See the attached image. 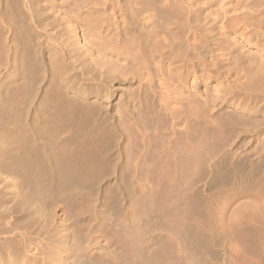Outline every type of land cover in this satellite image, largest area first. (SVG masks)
<instances>
[{
  "label": "bare ground",
  "instance_id": "obj_1",
  "mask_svg": "<svg viewBox=\"0 0 264 264\" xmlns=\"http://www.w3.org/2000/svg\"><path fill=\"white\" fill-rule=\"evenodd\" d=\"M92 3L96 5V7H94L96 10L94 9V11H96L97 19L95 14H93L95 15L94 17L89 14L82 22L84 21L86 24L87 21V24L90 25L92 29H95L97 27L95 24L100 22L99 26L101 25L103 29H105L104 33L99 32L100 37L98 43H100L99 46L102 48H98L99 50H97V53L103 60L102 65L108 70L112 67L119 69L125 76L132 77L131 79L139 86L140 90L149 95H154V97L152 96L153 98L157 96L161 103V109L165 112V117L168 116V118H165L164 115H162V119H166V124L168 122L176 126L185 125L186 129H195V131L199 129V131H204L211 139H218L214 137L215 135L212 131L215 129L220 133V131L217 130L218 125H215L218 119L221 121L222 119H226L225 123L228 120L233 122V119H238L241 122L247 120V122H252L254 119L256 120V118H258L259 114L263 115L264 112L262 113L261 107L263 106L262 104H264V0H94ZM110 9L114 12V17L111 15L109 16V14L112 13H109ZM64 25L68 30L70 28L71 37L69 38L72 39L71 44H75L79 47L88 46L92 51L90 56L95 54L93 53V51H96L93 47L94 41H90L87 33L86 35L88 38L84 33L80 34V30H78L79 26L73 21H69ZM198 30L201 33H198ZM19 32L23 35L20 38L22 58L21 61L18 60L20 63L16 66L20 80L15 83L13 82L12 88H8L9 90L7 89L3 95H0V206L2 207V205L5 204V199L9 206V214L7 215L2 212L5 215L0 216L3 217L5 221L3 226H0V257L8 256L11 259L17 257L21 258V261L25 258L26 260L22 262V264H30L28 258L33 257L34 262L32 263L38 264L40 258L42 260H50L53 254H55V256L59 254L60 262H63V264H65V259L72 258L71 260H73L74 257L78 259L75 260L76 262L74 264H84L85 259L82 260L81 258L88 254V249H86L85 246L86 243L88 244L91 240L89 235L93 229V227L90 226L92 219L97 218L100 223H105L108 221V218L105 216V212L94 209L93 206L88 207L84 212H79L75 208L76 206L72 205L73 203L71 202L73 195L78 191L84 190L89 194L95 193L99 188L98 186L96 189L97 179L100 176H108V174H111L117 168V164L114 162V158L112 159L111 155L115 134L108 124H101L99 123L101 121L97 120V116L99 115L96 114V116L95 113L98 112H96V109H98L97 104L99 103L96 102V104L94 103L91 106V104L84 103V100L71 98V96L68 97L70 93H68L66 88H63L62 85L59 86L58 89L51 88L48 93L44 95L36 112L33 113V120H29L28 110L24 108V104L25 101L33 99L36 78L40 73L37 68L39 66H37L38 64L34 57V53H32L30 49L32 39L28 36L29 34H24L23 30H19ZM109 45L112 46L113 50L115 48V51L111 50ZM71 46L73 47V45ZM71 46H68V48ZM75 47L73 48L75 49ZM112 52H115L114 55ZM62 62L63 61L57 57L54 60L53 66L57 75L54 73L56 76L53 77L58 76L57 79L54 78V81L57 80L55 82L61 80L66 84L68 82L67 75L64 71H60V69L62 70L63 68ZM112 64L114 66H111ZM131 79L130 81H132ZM64 83L62 84L64 85ZM64 87H66V85H64ZM70 88L73 89L75 95L78 93V96H82L78 87L71 86ZM100 90L97 91V94L104 98H108L112 93H115V90H109L103 86ZM94 91H96V89ZM149 97L150 99L152 98L151 96ZM232 98H237V100H233ZM247 98L248 100L253 98L256 101L254 107L252 106L251 108L250 106L249 108L247 107L248 104L246 106L244 105L243 101L245 100L243 99ZM245 114H251V119H246ZM251 116H255L256 118H252ZM224 120L223 123H221L223 127L225 126ZM257 120L259 121L258 124L262 121L259 118ZM220 122L217 124H220ZM174 129L176 128H172V130ZM219 129L222 131L221 128ZM192 130H190V132ZM156 131L157 130H155V132ZM158 131H160V128ZM60 132L61 136L64 135V133L62 135V132H65V135L61 137L62 139L60 138L61 140L59 137H56L57 133L59 134ZM135 132L133 134H135ZM151 132L153 131L151 130ZM218 132H216V134ZM192 134L195 135L194 133ZM192 134H190V136ZM212 135L213 137H211ZM153 137L154 136H152V138ZM203 138L200 140V145L207 146L208 151L214 152L216 149H219V146L224 145L221 144V142L224 143L223 141L220 142L221 138L214 141ZM184 144V146H186V143ZM177 148L179 147L177 146ZM136 149L138 148L136 147ZM186 149L188 150V148ZM194 151V153H197V150ZM146 153L144 155H146ZM191 153L193 154V152ZM212 157L214 158L215 156L213 155ZM199 158L202 160L204 157L202 158L199 156ZM189 159H192V157L188 158V160ZM193 159H195L194 156ZM223 159L224 158L214 161V166L217 167V171L215 174H209L208 176V178L212 180V183L218 186L219 184H223L228 187L226 190L223 188H220L223 190L218 189L219 191L217 193L215 192L214 196L209 199L210 206H208V216H210L211 219H208L210 220V224L209 221L207 224L210 225L209 229L211 228V231L218 230V232L220 228L216 217L219 212H221L220 210L224 203L228 202V199L235 194H243L245 197L249 196L253 198L251 194L254 190H258L259 194L264 197L263 164L255 163L247 168H245V166L240 167L235 165L228 169L229 166L224 162L225 159ZM209 160L210 159H208L207 162ZM199 163H201V161H199ZM137 164L138 163L134 164L135 169L140 167L139 164ZM157 166L159 167V165ZM152 167L150 168L153 169L154 167ZM141 168L140 170L137 169L139 171H135L140 172L142 171ZM133 170L134 169L131 171L134 172ZM171 170L174 169L172 168ZM151 172L153 173V171ZM196 172L200 171L198 170ZM189 174L192 175V173ZM204 175L205 173L201 177L204 178ZM197 176H199V173ZM201 177L199 176V178ZM160 178L161 177L158 179ZM126 183L122 180L121 184H123V187H126ZM133 183L131 185H133ZM127 186L126 191L132 198L134 194H136V192L134 193V191H132L135 189H130L132 186ZM115 189L114 194L116 198L115 201L112 202L111 208L114 209L115 213L119 216L120 214L118 211L122 209L119 210L121 208L118 203L119 199L117 193L119 192H117V188ZM159 190L156 189V191ZM143 191L142 197L141 195L138 198L135 197L136 195L134 196L135 198L133 199L136 200H134V205L137 201L139 205H141V203L144 205L145 203L144 208L147 209L144 211L145 209L143 206H140L142 210L139 211L134 207V210L137 211H133V214L139 211L140 214H143L144 218H146L145 213H149L156 205L154 203L152 204L151 201L147 203L148 201L145 200L149 199L147 197L151 195L150 188L145 191L144 187ZM182 195H184V193ZM254 196L257 195L255 194ZM175 200L176 198L174 201ZM190 200L192 201V199ZM172 202L173 201H171V203ZM192 202H194L192 204H195L193 207L190 203L192 208L189 207L192 211H189V209L183 211V213L191 212L188 216L183 214L178 207L175 208L174 206L177 204L175 203L174 206L172 204L170 205L171 208L179 210V212L182 213L181 215L184 216L181 217L179 215L180 213H177V210H173L176 214H171L173 211L169 209V206L166 208L161 206L164 210H170L167 212L165 211L167 216L171 214L168 216L170 219L166 215L165 217L163 212V215L159 214L161 217L156 218V220L154 215L153 220L148 221L144 219L145 221L142 222V225L144 228L147 227L145 225H149L146 228L148 229L150 226V228H152L153 224L155 227V223H157V226L160 225L161 229L165 227L166 229L164 228L163 230H167L170 233L171 231L175 233L179 231L177 234L178 236L192 243L191 246L194 247L191 249L195 248L196 252L199 251L196 249H200L202 252L201 254H203L206 259L212 260L214 257L213 253L215 252L213 250L215 241L211 239L213 238L212 236L210 238V236L204 234L205 231H202L204 229L201 230L200 228L203 225L199 226L193 222L201 219L199 214L200 204L197 198ZM148 204H152L153 206L150 205V207H148ZM157 208L160 209V207L156 206L155 210H157ZM155 210H151V212ZM158 210L157 213L160 212L161 209ZM13 212H16L15 216H12ZM138 214L136 213L134 216L137 215L136 217H138L140 215ZM185 216L186 219H184ZM140 217H142L143 220V216L141 215ZM120 218L122 219L123 217L120 215ZM188 218L191 221L188 222ZM138 220L140 221V218ZM261 222L262 225H264L263 220H261ZM84 226L92 227L90 231H88L89 234L87 232L86 235L81 233ZM74 227L80 228V234L72 233ZM256 228L251 225L245 226L242 229L239 228V239L244 246L245 252L253 254L258 264H264V253L262 252V245L260 244V236H258L259 231L257 233ZM174 232L171 233L172 238L173 235H175ZM29 237L36 240L35 242L39 244L38 247L37 243H35V246H28V248L25 247V245H19L21 241L26 242ZM168 237H165L167 238L165 239L166 242H173L174 239L172 240L171 237H169L170 239ZM177 238L178 237H176V239ZM182 238H178L179 241L176 239L174 241H177V243L180 241L187 243V241L184 242ZM163 240L162 243L165 241ZM157 241L160 240L156 239L153 241L152 239L151 241L147 240V242L142 241L143 244L146 242V248L144 245L139 244L140 253L139 255L136 254L139 258V262H136L137 264H158L162 259L164 260V257L166 258L165 248L168 242L163 246L165 248H162L163 244L159 243L161 244L160 246ZM188 243L187 245H190ZM42 244H45V246ZM134 245L135 243L133 246ZM167 247L169 254V246ZM137 249L139 248L137 247ZM136 252L138 253L139 250ZM129 259H132V257ZM168 259L169 257L167 260ZM168 261L170 262L171 260L169 259ZM164 262L167 261L164 260ZM164 262H161V264ZM88 263L89 262L86 264Z\"/></svg>",
  "mask_w": 264,
  "mask_h": 264
},
{
  "label": "rangeland",
  "instance_id": "obj_2",
  "mask_svg": "<svg viewBox=\"0 0 264 264\" xmlns=\"http://www.w3.org/2000/svg\"><path fill=\"white\" fill-rule=\"evenodd\" d=\"M5 1L8 5L5 3ZM93 1L94 0H9V1L8 0H0V95H3V93H5L8 88L9 89L12 88L13 82L15 83V82H18V80H20L19 74L16 70V68H17L16 66L19 65L21 58H22V56H21L22 55V50H21L22 45L20 44L21 43L20 38L23 35L20 34L19 30H23V33L27 34V35L29 34L28 36H30V38L32 39L30 49L32 50V53H34V57L36 58V61L38 64L37 66H39L37 68H38V71L40 73L37 75V78H36L37 80H36V86L34 88L33 99L25 101V104H24V108L26 110H28L29 120L30 119H31L30 121L33 120V117H34L33 113L36 112V110L39 107L41 100L44 97V95H46L51 88L58 89L59 86L62 85V87L66 88L68 93H70V95H68V97L71 96V98L84 100L83 101L84 103H87L89 105L91 104V106L94 103L96 104V102L99 103V104H97L98 109H96V112L97 111L98 112L95 113V115L96 114L99 115V116L96 115L98 117L97 120L101 121V122H99L101 124H108L112 128L113 133L115 134V139H114L115 141L113 140L114 143H112L111 155H112V159L114 158L113 160L117 164L116 167L118 169L116 168L111 174H108V176L107 175L100 176L97 179L96 189L98 188V186L100 188V189L98 188V190H96L97 193L95 192V193L89 194L84 190L78 191L73 195L72 202H71V203H73L72 205L76 206L75 208L79 212H84L88 207L93 206L94 209L105 212V216L108 218V221L105 222L106 224L102 223V222L100 223V221H98L97 218L92 219L90 226H92L93 229L89 235V238H91V240L90 239L89 240L91 241L92 244L90 243V241L88 242V244L86 243L85 247H86V249H88V254L86 256H83V258H81L82 260L85 259L84 264H86L87 262H89L91 264H137L139 262L138 261V259H139L138 255L140 253L139 244L144 245L146 248L147 240L151 241L153 239V241H154L157 239V240L161 241V242L157 241L158 244L159 243L163 244L162 248H165L163 246L166 245V243L168 242V241L166 242L165 239H167V238H165V237L169 236V237H171L172 240L173 239L175 240L176 237L182 238V237L177 235L179 233V231H178V233L171 231V233L174 232V234L176 235V236L173 235V238H172V236H171L172 234L169 231L163 230L165 227H162V229H161V226L160 225L157 226V223H155L156 224L155 227H154V224L152 225L154 227V229H153V227L150 228L151 226L148 229H146L149 225H145L147 227L144 228L142 225V222L145 221L146 219L148 221L153 220L154 216H155L154 218L156 220V218L161 217V216H159V214L163 215V212H164V216H165L167 214L166 212L169 209H171L173 211L177 207L179 210L182 211V213L185 210L187 211V209H189V211H192L190 209V207L192 208V205L194 207L195 204H192V203H194L192 201L195 198H197V200L200 204L199 214H200L201 220H199V221L201 223L198 220L193 221V222H195V224L199 225V226L203 225L204 227L203 226L200 227L201 230L204 229L202 231L208 232V233L204 232V234L206 236H210V238H211V236L213 237L211 239L215 241L214 242L215 246L213 249L215 251V252L213 251L214 252L213 256L215 258L213 257L212 260L206 259L204 257V255L201 254L202 252L200 249H196L197 251L199 250L198 252L195 251V248L191 249L194 246H191L192 243L190 241L186 240L185 238H182V240L184 239V242L185 241H187V243L190 242V243H188L190 245H187V243H183L182 241L177 243V241H179V239L177 238L176 242L173 240L174 243L168 242L167 243L168 245H166L165 254L167 256H166V258L164 257V260L167 262H164V260L162 259V261L158 262V264H161V262H164L162 264H166V263L167 264H184V263L185 264H258V262H256L257 259H256V257L254 258L253 254H251L249 252H245L244 246L242 245V243L240 242V239H239V235H240L239 234V232H240L239 228L242 229L245 226H250V225L252 227L254 226L256 228V226H257V228H256L257 233L259 231L258 236H260L259 237L260 244L262 245V252L264 253V225H262V222H261V220H263V223H264V197L259 194L258 190L252 191L251 195L253 196V198H250L249 196L245 197L243 194H240V195L235 194L234 196H232L230 199L227 200L228 202L224 203L223 207L220 210L221 212H219V214L216 217L218 220L220 231L219 232H218V230H215L216 232L214 230L211 231L212 229L211 228L209 229L210 220H208V219H211L210 216H208L209 215L208 214L209 213V207L208 206H210L209 199H210V197L214 196L215 192L217 193L219 190H223V189L226 190V188H228V187L223 185V184H219V186H218V185L212 183V180L210 178H208V176H209V174H215L216 173L217 167L214 166V161L215 160L217 161V160L222 159V158L225 159V160L223 159L224 162L229 166L228 169L232 168V166H235V165L240 166V167L245 166V168L251 167V165H254L255 163L256 164L261 163L264 165V148H262V147H264L263 146L264 145V142H263L264 141V123H263L264 122V120H263L264 119V113H263L264 112V110H263L264 104H262L263 108L261 107L263 115L259 114V116H258V118L263 121V122L260 121L261 122L260 124H258L259 123V121L257 120L258 118H256L255 116H251L252 118H254V117L256 118L257 123H256L255 119H254L255 121L253 120L254 122L252 121L255 124H253L250 121L247 122L248 120L245 122H241L238 119L237 120L233 119V122H230V120H228L229 122L227 121L225 123L226 119L225 120L222 119V121L218 119V121H216L215 125H218L217 130H219L220 133L221 132L222 133L220 134L215 129L212 130L214 135H215L214 137L218 138V139H211L210 137H208L206 135V133L204 131H202V130L199 131V129H196V131H195V129H193V130L192 129H186L185 125L176 126L175 124H170L168 122H167V124H169V125H167L165 123V120H166L165 118H168V116L165 117V112L162 111L163 109H161V106H160L161 103L158 100L157 96H156V98H153L154 95H149V94L145 93L144 91L140 90L139 86L131 79L132 77L125 76L124 74H122L119 71V69L112 67L110 70H108V69H105L106 67L104 68V65H102L103 60L99 56V54L97 53V50L102 48L101 46H99L100 43H98L99 42L98 39L100 37L99 32L104 33L105 29H103V27L101 25L99 26L100 22L98 24H95L98 27V28L96 27L95 29L90 28V25L87 24V21H86V24L84 21H83L84 23L82 22V20H84L86 16H89V14H90V16L95 14L96 19H97L96 11H94V9H95L94 7H96V5L94 3H92ZM92 4L95 6H93ZM32 13H34V14H32ZM109 13H111V14H109V16L111 15L112 17H114L113 16L114 12L112 11V9L109 10ZM95 15H93V17ZM96 19H93V20H96ZM51 21H53V22H51ZM69 21H71V22L73 21L76 23V25L79 26L78 30H80V34L84 33L87 38L89 36V39L91 42H93V41L95 42V43L93 42V44L96 45V46L93 45L94 50H96L95 52L93 51V53H95V54L90 56V53H92V51H91V49H89L88 46L79 47L75 44H71L72 39L69 38V37H71L70 28L68 30V28H65L66 26L64 25V24L68 23ZM88 21H89V19H88ZM86 33L88 36L86 35ZM198 33H201V32L198 30ZM71 45H73V47L76 46L75 49ZM68 46H71L72 48L71 47L68 48ZM110 47H111V50H113L112 46H110ZM113 51H115V48ZM114 53L115 52H112L113 55H114ZM53 55H56V56H53ZM56 57L58 59L60 58L61 61H63L62 62L63 68H62V70L60 69V71L61 72L64 71L67 75L68 82L66 84L64 82H62L61 80L58 82H55L57 80L54 81V78L57 79V77H58V76L53 77V76L57 75L54 71L55 68L53 66V63H54V60L56 59ZM114 59H115V57H114ZM18 60H20V61H18ZM113 61H115V60H113ZM115 62H114V65H115ZM16 63H18V64H16ZM114 65L112 64L111 66H114ZM111 66H109V67H111ZM52 71H53V73H52ZM54 73L56 75H54ZM120 73L124 76H122ZM126 78H127V80H126ZM130 79L132 81H130ZM56 83L59 85H57ZM62 83H64V85H66V87H64V85ZM51 84H53V85H51ZM105 85H107V86H105ZM71 86L78 87L80 89L81 95L83 97L78 96L77 95L78 93L75 95L73 93V89L70 88ZM102 86L109 89V90L110 89L115 90V93L114 94L112 93L110 95V97H108V98H104V97L99 96L97 94V91H99L100 88L102 89ZM95 89H96V91H94ZM122 95H123V97H122ZM149 96H151V97L153 96V97L150 99ZM120 98H121V100H120ZM137 98H138V100H137ZM122 99H124V100H122ZM232 99L237 100V98H232ZM243 100H245V101H243L244 105L246 106L248 104L247 107H249V108H250V106H251V108H252V106L254 107L255 106L254 104H256V101L253 98H250V100H248V98L243 99ZM120 101H122V102H120ZM149 102L151 105L149 104ZM158 103H159V105H158ZM99 105H100V107H99ZM139 105H140V107H139ZM154 107H155V109H154ZM146 108H147V110H146ZM141 110H143V111H141ZM130 114L133 116V118ZM126 115L127 116L129 115V116L127 117ZM162 115H164L165 120L162 119L163 118ZM250 115L245 114L246 119H251ZM160 117H161V119H160ZM223 120H224V124H225L224 127H223V124H221V123H223ZM102 121H103V123H102ZM218 122H220V124H217ZM239 123L241 126L239 125ZM251 126H253V127H251ZM225 127H227V128H225ZM159 128H160L161 132L158 131ZM172 128H176V129L172 130ZM219 128H221V129L225 128V129H222V131H221ZM151 130L153 132H151ZM155 130H157L158 132L157 131L155 132ZM179 130H181V131H179ZM188 130H189V132H188ZM190 130H192V131L190 132ZM138 131H140V132H138ZM214 131H216L218 133L216 134V132H214ZM65 132H62V135H63V133L65 135ZM134 132H135V134H133ZM137 132H138V134H137ZM184 132H185V134H184ZM166 133H168V134H166ZM192 133H194L195 135H193ZM136 134H137V136H136ZM190 134H192V135L190 136ZM149 135H152L154 137L152 138V136H149ZM163 135H166V136H163ZM217 135L218 136L220 135V136L218 137ZM63 136H61V132L59 134L57 133V135H56V137L57 138L59 137V139ZM148 136H149V138H148ZM201 136H202V138L204 137L203 139L206 138L210 141L211 140L212 141L219 140L221 138L220 142L223 141L224 143L221 142V144H224V145L220 144L221 146H219V149L215 150L217 152H215L214 150H213L214 152L208 151L207 146L200 145V140L202 139ZM157 137H159V138H157ZM211 137H213V135ZM136 138H138V139H136ZM153 139H155V140H153ZM141 140H142V142H141ZM148 141H149V143H148ZM158 141H159V144H158ZM180 141H182V142H180ZM184 143H186V146H184L185 145ZM144 146H146V147H144ZM177 146L179 148H177ZM196 146H199V147H196ZM136 147L138 149H136ZM183 147H184V149H183ZM186 148H188V150ZM195 148H197V149H195ZM203 149H206V150H203ZM152 150H154V151H152ZM194 150H197L196 151L197 153H194L195 152ZM191 152H193V154H195V155H193ZM145 153H146V155H144ZM142 154H143V156H142ZM188 154L192 157V159L188 160V158H191ZM213 155L215 156L214 158L212 157ZM193 156L195 159H193ZM199 156H201L202 158L204 157L203 158L204 160L202 159L203 163H202L201 158H199ZM207 158L210 159L208 162H207V160H208ZM197 159L199 161H201V163H199V161ZM153 160H154V163H153ZM165 162H166V164H165ZM204 162H205V164H204ZM136 163H138L140 166V167H137V169L140 170L141 166L144 169L143 170L141 168V170H142V171H140L141 174H140V172H136L139 170L134 168V164H136ZM157 165H159L160 168ZM169 165H170V167H169ZM135 167H136V165H135ZM150 167H152L154 170L151 169ZM131 168L134 169L133 171L135 173L131 171L132 170ZM172 168L174 170H171ZM191 168L193 171L191 170ZM155 169H156V171H155ZM209 169H210V171H209ZM198 170L200 172H196ZM123 171H124V173H123ZM147 171H148V173H147ZM151 171H153V173ZM154 172H155V174H154ZM161 173H163V174H161ZM189 173H192V175ZM198 173H199L200 177L203 176V174L205 173V175H204L205 177L204 178L201 177L202 179L199 178V176H197ZM158 175H160V176H158ZM159 177H161V178L158 179ZM167 177H169V178H167ZM166 179H168V180H166ZM122 180L124 181V183L127 182L126 187H128L127 185H129L130 187L132 186V188H130V189L136 190V191L132 190V191H134V193L136 192V194H134V196L136 195L135 196L136 198L140 197V195L142 197V194L144 192L143 191L144 187H145V191L149 190V188H150V194L151 195L153 194L152 195L153 197L149 194L152 198L150 196H148L147 198H149L150 200L145 199L146 201H148L147 203H150V201H151L152 204L154 203L157 207H160L161 210L163 208H166L167 206H169L170 208L167 210L163 209L162 212L159 208H157V210L158 209L160 210V212L157 213V210H155L156 206L154 205L155 208L153 207L151 210H155V211L151 212V210H150L149 213L147 212L149 215L147 213H145L146 218H144V215L140 214L139 211L142 210V208H141L142 206L144 208L145 203H144V205H143V203H141V205H139L138 201H137L136 204L134 205L135 199H133V198H135V197L133 196L131 198L129 196L128 192L126 191L127 188L123 187V184H121ZM160 180H161V182H160ZM143 181H144V183H143ZM162 181H163V183H162ZM186 181H188V182H186ZM133 182L136 184V186ZM157 182L160 184H158ZM132 183H133V185H131ZM145 184H147V185H145ZM212 184H214V185H212ZM133 186H134V188H133ZM168 186H169V188H168ZM157 187H159L160 190ZM115 188H117V190H118L117 192H119V193H117L118 199L120 200V201L118 200V203L120 204V207H121L119 210L122 209L123 211L121 210L122 212L121 211H118V212L121 215V217L124 218V219L122 218L123 220L120 218V215L118 216V214L115 213L114 209L111 208L112 202H114L115 198H116L115 194H114ZM220 188H223V189H220ZM154 189H155V191H154ZM156 189L159 190L160 192L156 191ZM155 192H156V194H155ZM137 193H138V195H137ZM183 193H184V195H182ZM44 194H43V196H44ZM255 194L257 196H254ZM258 196H260V197H258ZM175 198H176V200L174 201ZM190 199H192V201ZM165 200H167V201H165ZM6 201L7 200L5 199V201H4L5 204L2 205V207L0 206V216H3L5 214H7V215L9 214V210H8L9 206H8V202H6ZM171 201H173V202L171 203ZM208 202H209V204H208ZM175 203H177L179 206ZM152 204H150V205H152ZM163 204H165V205H163ZM171 204L173 206H174V204L176 205V206H174L175 207L174 209L171 208V206H170ZM182 204H184V205H182ZM150 205L148 207H150ZM255 205H256V207H255ZM261 205H262V207H261ZM161 206H163V208H161ZM134 207H136V209L139 211L134 212V214H133V211H137V210H134L135 209ZM139 208H141V209H139ZM144 209H145L144 211H146L147 208H144ZM179 210H177V213L179 212ZM112 211H114V212H112ZM2 212H4L5 214H3ZM130 212H131V215H130ZM13 213H12V216L13 215L15 216L16 212L14 214ZM123 213H124V215H123ZM136 213L137 214L139 213L140 215L138 214L139 215L138 217H136L137 215L134 216ZM179 213H180L179 215L181 217L184 216V215H181L182 214L181 212H179ZM190 213L191 212H184L183 214L188 216V215H190ZM111 214H113V215H111ZM171 214H176V213H174V211H173V213H171ZM171 214H168V216ZM141 215L143 216V220H142V217H140ZM7 218H8V216H7ZM139 218H140L141 222L138 220ZM184 219H186V216ZM117 220H118V222H117ZM189 221H191V220L189 219L188 222ZM208 221H209V224H207ZM4 222L5 221H4L3 217H0V226L1 227L3 226ZM197 222H198V224H197ZM139 224L141 225V227ZM246 224H248V225H246ZM206 225H209V226H206ZM85 227L86 226H84V228H83L84 232L82 229L81 233L86 235V232L89 234L88 231H90V229L92 227L91 228L89 226H87L86 228ZM170 230H172V229H170ZM208 230H210V231H208ZM80 231L81 230L79 227H74L72 230V233L80 234L79 233ZM168 233H170V234H168ZM160 237H162V238H160ZM163 238L165 241L163 240ZM162 240L164 241V243H162ZM35 241L36 240H34L33 238L31 239V237H29V239H27L26 242L21 241V243L19 245L20 246L25 245V247L28 248V246H31V247L35 246L36 245L35 243H37ZM142 241H146V242H144V244H143ZM134 243H135V245L133 246ZM176 243H177V245H176ZM161 244H159V245L161 246ZM185 244H186V246H185ZM38 245L39 244L37 243V247H38ZM42 245L45 246V244H42ZM167 246H169V249H168L170 252L169 254L167 251V248H168ZM137 247L139 249H137ZM174 249H175V251H174ZM137 250H139L138 253L136 252ZM192 250H194V251H192ZM263 253H262V255H263ZM136 254H138V255H136ZM195 254H197V255H195ZM127 256H128V258H127ZM131 257H132V259H129ZM168 257L171 260L170 262L168 261L169 259L167 260ZM30 258H28L29 263L33 264L32 262H34V258L33 257H30ZM194 258H195V260H194ZM71 259L72 258H69L67 260L65 259V264H68V263L70 264V262H71V264H74L76 262L75 260H78V259H75V257L73 258L74 261ZM86 259H87V262H86ZM25 260H26L25 258L22 259V261H21V258L15 257V259H11L8 256H3V257H0V264H22V262H24ZM112 260H114V261H112ZM176 260H178V261H176ZM66 262H68V263H66ZM60 263L61 262H60L59 254L56 256H55V254H53V256L51 257L50 260H47V259L42 260L41 258L38 260V264H60ZM61 264H63V262Z\"/></svg>",
  "mask_w": 264,
  "mask_h": 264
}]
</instances>
